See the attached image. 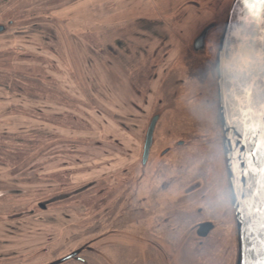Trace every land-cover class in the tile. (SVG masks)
I'll return each instance as SVG.
<instances>
[{
    "label": "rangeland",
    "instance_id": "1",
    "mask_svg": "<svg viewBox=\"0 0 264 264\" xmlns=\"http://www.w3.org/2000/svg\"><path fill=\"white\" fill-rule=\"evenodd\" d=\"M163 2L0 0V264L74 251L60 264H236L235 210L224 216L217 202L231 191L217 56L233 0ZM184 107L209 125L188 133ZM183 158L192 166L179 172ZM128 162L135 226L102 228L99 201ZM206 219L216 227L201 238Z\"/></svg>",
    "mask_w": 264,
    "mask_h": 264
},
{
    "label": "water",
    "instance_id": "2",
    "mask_svg": "<svg viewBox=\"0 0 264 264\" xmlns=\"http://www.w3.org/2000/svg\"><path fill=\"white\" fill-rule=\"evenodd\" d=\"M211 26L196 38L194 47H205ZM6 26L0 24V33ZM264 20L253 19L245 0H233L226 25L220 39L217 58L218 98L224 130L223 146L227 157V169L232 191L238 233V258L236 264H261L264 261V219L257 211L264 190L260 184L264 174L258 169L264 163ZM254 81V99L249 105L239 89L242 80ZM249 107L252 111L249 118ZM159 114H155L146 133L142 162L146 164L154 142ZM43 208L47 205L41 204ZM213 223L198 226V234L206 236ZM74 251L52 264H60L76 258ZM78 259L82 260L78 257Z\"/></svg>",
    "mask_w": 264,
    "mask_h": 264
},
{
    "label": "bare ground",
    "instance_id": "3",
    "mask_svg": "<svg viewBox=\"0 0 264 264\" xmlns=\"http://www.w3.org/2000/svg\"><path fill=\"white\" fill-rule=\"evenodd\" d=\"M183 109L186 111V114H185L187 116L186 119L188 118V119L192 120L191 122L184 121V123H183L184 128L189 129L188 133L191 130H193L194 127L198 129L199 126H200L199 128H201V127H205V126L209 125L205 122V121H207V119H205V118H206V115H208V114H206L204 111H203L204 112V117H203L204 120L197 122V121H195L196 119L193 118V115L188 113L189 107L181 108L182 111H183ZM210 135L211 134H209V136ZM202 143H204V141ZM195 144H197L198 147L200 146V145H198L197 142ZM111 151H112V153H115V155L118 157H123V156H126V154H127L126 152L117 154L116 153L117 150H115L114 147L111 149ZM199 156H200V154L198 155L197 160L199 159ZM199 161L200 162L198 164L200 166L202 163L205 162L204 159H202V158ZM177 166H178L179 172H184L185 170L189 169L192 166L191 159L190 158H186V159L183 158L181 161H179ZM124 170L126 171L125 173L128 176L124 179H120L119 177H117V181L115 182V184H112L110 189L106 193V195H108L109 192L111 194H113L112 199L107 198L105 200L103 199V200L99 201V202H101V206L104 207L103 210H101L99 212V217H100V220L102 222V225H101L102 228H106V227L111 226L112 224L115 223L116 219L117 220L119 219L121 222H123V224L126 225L128 229H133L135 226V225L131 224L132 220H133V216H134L133 210H131L132 209L131 207L133 205V191H134V189L132 191H131V189H132L133 185L135 184V177H134V175L132 176L131 174H133V171H134V164L131 162H128L127 166H126V168H124ZM213 177L211 176L210 179H208V184L210 182L209 185H211L213 183V181H215ZM103 178L105 179V177H102V179ZM150 199L151 198L149 197V201L146 202V204L152 203L153 200H155L156 204L159 203L158 200L153 198V196H152V200H150ZM159 199H160V204L163 205V194H161L159 196ZM108 201H110V202L107 204ZM106 204H107V206H106ZM156 204H155V206H156ZM162 211H163V208L161 209V212ZM112 217H116V218L112 219Z\"/></svg>",
    "mask_w": 264,
    "mask_h": 264
},
{
    "label": "snow or ice",
    "instance_id": "4",
    "mask_svg": "<svg viewBox=\"0 0 264 264\" xmlns=\"http://www.w3.org/2000/svg\"><path fill=\"white\" fill-rule=\"evenodd\" d=\"M245 3L249 5L254 20L257 18L264 20V0H245ZM261 62L264 63V53L261 54ZM239 89L248 98L249 105H251L254 99V81L251 80L250 76L247 80L241 81ZM261 108L264 109V104L261 105ZM251 111L252 109L249 107V118H251ZM261 116L264 117V112H261ZM261 127H264V120L261 122ZM257 170L264 174V163L258 169H254V171ZM260 187L261 190H264V179H262ZM257 211L262 214V219H264V196L261 198L260 207ZM261 264H264V261H261Z\"/></svg>",
    "mask_w": 264,
    "mask_h": 264
},
{
    "label": "flooded vegetation",
    "instance_id": "5",
    "mask_svg": "<svg viewBox=\"0 0 264 264\" xmlns=\"http://www.w3.org/2000/svg\"><path fill=\"white\" fill-rule=\"evenodd\" d=\"M214 26H212V28H213ZM212 28H210V30L212 29ZM209 30V31H210ZM209 31H208V33H209ZM164 153H166V152H164ZM230 182V181H229ZM219 194H222V198L221 199H219V200H217V202H219V206H220V208L222 209V211H223V213H224V216H226L227 214L228 215H230L231 214V205H232V196H231V191H230V187L228 186V185H226V186H223V189L219 192ZM204 222H211V223H213V228H212V230H210L209 231V233L206 235V236H200L199 234H198V232H197V230H198V226H199V224H201V223H204ZM198 224V226L196 227V233L198 234V236L199 237H201V238H205V237H207V236H209V234L215 229V227H216V225L214 224V220L213 219H206V220H204V221H202V222H200Z\"/></svg>",
    "mask_w": 264,
    "mask_h": 264
},
{
    "label": "crops",
    "instance_id": "6",
    "mask_svg": "<svg viewBox=\"0 0 264 264\" xmlns=\"http://www.w3.org/2000/svg\"><path fill=\"white\" fill-rule=\"evenodd\" d=\"M161 1H165V2H163V5H166L167 3H166V0H161ZM163 9H167L166 7H163ZM171 9H173V8H171ZM165 12H167V10H164ZM163 11V12H164ZM171 46H175V44H172Z\"/></svg>",
    "mask_w": 264,
    "mask_h": 264
},
{
    "label": "trees",
    "instance_id": "7",
    "mask_svg": "<svg viewBox=\"0 0 264 264\" xmlns=\"http://www.w3.org/2000/svg\"><path fill=\"white\" fill-rule=\"evenodd\" d=\"M3 33V32H2ZM1 34V33H0Z\"/></svg>",
    "mask_w": 264,
    "mask_h": 264
}]
</instances>
